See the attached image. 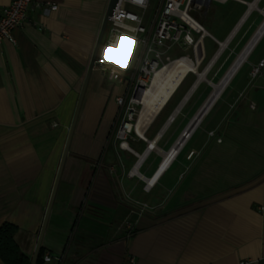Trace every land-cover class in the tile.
I'll return each mask as SVG.
<instances>
[{
  "label": "crops",
  "instance_id": "1",
  "mask_svg": "<svg viewBox=\"0 0 264 264\" xmlns=\"http://www.w3.org/2000/svg\"><path fill=\"white\" fill-rule=\"evenodd\" d=\"M11 1L0 0V15ZM108 2L33 0L28 20L13 32L15 43L0 46V224L18 227L15 240L30 260ZM129 53L124 43L107 56L125 62ZM123 91L93 70L45 253L63 254L64 264H264V101L258 99L264 97V71L254 89L239 91L254 96L252 107L226 108L183 154L214 103L153 185L147 183L160 171L163 154L180 138L162 151L150 175L140 173L142 189L123 169L130 159L123 150L111 155L93 185ZM173 122L160 129L158 141Z\"/></svg>",
  "mask_w": 264,
  "mask_h": 264
},
{
  "label": "built area",
  "instance_id": "2",
  "mask_svg": "<svg viewBox=\"0 0 264 264\" xmlns=\"http://www.w3.org/2000/svg\"><path fill=\"white\" fill-rule=\"evenodd\" d=\"M213 1L246 4L243 0H118L113 14L108 18L94 69L106 75L110 82L124 88L121 96L116 98L119 114L112 133L113 138L121 141L122 145H127L128 134L132 131L128 127H133L130 124L131 115L138 105L136 100L139 94L149 89L157 76L178 60H186L195 67L190 57L173 59L171 54L177 50H191L198 62L204 52L205 34H208L203 23ZM32 5L33 0H12L1 12L0 46L5 40L15 43L13 32L28 20ZM124 43L130 44V53L125 62L108 58L109 52L118 51ZM263 71L264 59L252 67L249 74L251 80L260 77ZM209 136L214 138L216 135L211 132ZM144 141L147 142L145 138ZM64 260L63 254L44 255V263L64 264Z\"/></svg>",
  "mask_w": 264,
  "mask_h": 264
},
{
  "label": "rangeland",
  "instance_id": "3",
  "mask_svg": "<svg viewBox=\"0 0 264 264\" xmlns=\"http://www.w3.org/2000/svg\"><path fill=\"white\" fill-rule=\"evenodd\" d=\"M243 1L246 4L237 3L234 1H229L226 4H221L215 1L211 3L210 7L207 10V14L203 23V26L209 36H206V39L204 41V52L200 55V58L198 59L199 61H195L191 50H177L171 54L173 59H179L183 56L190 57L196 65V73L198 75H196V73L189 74L188 78L182 84L178 93L174 96L166 111L161 116H157L149 125L143 128V135L147 142L139 138L134 130H132L131 133L128 134L126 143L129 150L122 149V142L116 140L115 138V150H113L112 141L109 142L108 146L105 147L103 153L101 154L100 159L95 163L97 166H95L96 170H94L93 172H97V174L93 185L97 180L99 171H103L105 169V167L109 163L111 155L114 152L115 154H121V151L123 150L129 156V161L127 163H124L123 166L126 175H129L138 160L135 154L143 155V153L147 149L148 142L155 140L157 133L164 126L179 102L183 99V97L191 89V87L198 81V76L208 70L205 81H203L190 96L184 107L181 109L180 113L177 115L175 121L170 125V127L165 131L162 138L158 141V149L167 152L170 149V146L173 145L181 137L183 132L188 127L189 123L201 109L202 105L205 104V102L211 96L214 86L219 85L220 82L224 79L228 71L233 67L238 56L246 48L250 39L264 21V0H260L257 8L250 14L235 37L228 43L222 54L213 63L214 65L209 68L212 60L220 49L219 43H223L227 39L238 22L245 15L244 13L247 10V4L255 2V0ZM263 56L264 36L262 37L256 48L250 53L246 62L242 64L240 70L236 73L228 86L223 90L222 94L210 110L211 112L215 108L212 114L208 118L205 117L202 123L196 129L198 130L200 128L198 130L196 138L185 147L183 154L188 153L193 147H195L197 141L204 135V132L209 128L210 125L220 119L226 108H235L239 104H246L250 105L251 107L253 106L252 103L254 100V96L250 95L245 98V92L239 95V91L241 92L242 90L245 91L251 88L254 89L257 78L255 80H251L249 74L253 65L257 64L259 59ZM100 75L104 81V84H107L109 86L115 85L114 82H110L107 79L106 75L101 72ZM258 99L260 101H264V97H258ZM141 111L142 106L140 104L136 105L135 111L131 115L132 121L130 122V124H132L133 126L137 124ZM145 159L146 160L140 167L139 172L141 174L144 173L150 175L157 168L159 160L162 159V155L160 152L154 151ZM131 179H133L134 182L138 184L139 188L142 189L145 186L143 184V181L138 177H132ZM61 192L62 185H60V188L57 192L56 201L52 210V216L46 230V236L49 234V229L51 228V220L56 214L60 205ZM78 215H80V212ZM75 228L77 229V227L73 228V231L70 234V238L75 233Z\"/></svg>",
  "mask_w": 264,
  "mask_h": 264
},
{
  "label": "bare ground",
  "instance_id": "4",
  "mask_svg": "<svg viewBox=\"0 0 264 264\" xmlns=\"http://www.w3.org/2000/svg\"><path fill=\"white\" fill-rule=\"evenodd\" d=\"M259 1L260 0H255V2L247 4V10L244 13L245 15L238 22V24L234 28L231 36L229 38H227L223 43L222 42L220 43V46H219L220 49L217 52V54L215 55L216 59L212 60V63H211L209 68H211V66L214 65L213 63L222 54L223 50L226 48L228 43L235 37V35L238 33V31L240 30V28L242 27L244 22L247 20V18L250 16V14L257 8ZM205 36H208V34H205ZM263 36H264V21L258 27L255 34L252 36V38L250 39L246 48L238 56L233 67L228 71V73L226 74L224 79L220 82L219 85L214 86L211 96L208 98V100L205 102V104L201 108L202 111H201L200 115L197 117V119H195V117L197 116L196 115L194 117L195 120L193 119L191 121V123L192 122L193 123L190 127V130L193 129V127H195V128L197 127L199 122L207 114V112L212 107V105L218 100V98L222 94L223 90L228 86L230 81L233 79V77L236 75L238 70L241 68L242 64L246 62L250 53L256 48V46L259 44V42ZM195 67H196V65H195ZM195 67L193 68L191 65H189L186 60H178L168 70L160 73L157 76V78L154 80L152 86L149 89H146L139 94L136 101L138 104H140L142 106V111L140 113L137 124H135V126H133L132 128L128 127V130H134V132L136 133V135L138 137L139 136L142 137L143 136V128H145L147 125H149L153 121V119L158 115V113L167 104L168 100L171 98V96L174 94V92L177 90V88H179V86L182 84V81L184 80V78L186 76H188V74L190 72L195 71ZM207 71L208 70H206L203 74L198 76V81L194 84L195 88L199 83L205 81ZM195 73H196V71H195ZM196 75H198V74L196 73ZM195 88L193 89V91L195 90ZM186 101L187 100L183 101V103L180 105V107L183 106V104ZM178 112H179V110H177L176 113L173 114L172 119L169 121L170 123L173 122L174 117L176 116V114ZM203 113H205V114L201 118ZM156 142H153V141L149 142L148 146L150 145V147L147 146L148 151L143 153V155H137V159H138L137 161L138 162L135 165V167L133 168V170L131 171L130 177L135 176V177H139V178L143 179V176L140 174L139 170H140V167L143 164L145 158H147L146 155L147 154L149 155L151 152H154V151H158V152L162 153V151L157 148ZM181 143H182V141H181ZM180 144L177 146L175 145V147L172 148L166 154L162 153L164 155V160H163L161 167L159 169L160 171L157 173L155 178L153 177L152 179H150V181L147 183L148 185H153L155 183V181L157 180V177L159 176V174L163 171V169L166 168L168 166V164L174 159V156L177 153V149L179 148ZM121 147H122V149L129 150V148L127 147L126 144H123ZM169 154H170V156H169Z\"/></svg>",
  "mask_w": 264,
  "mask_h": 264
},
{
  "label": "water",
  "instance_id": "5",
  "mask_svg": "<svg viewBox=\"0 0 264 264\" xmlns=\"http://www.w3.org/2000/svg\"><path fill=\"white\" fill-rule=\"evenodd\" d=\"M117 2H118V0H109V2H108V6H107V9H106V12H105V15H104L102 26H101V29H100V32H99V35H98V38H97V42H96V45H95L91 60H90V64L88 66L87 74H86L85 79H84V83H83V86H82V89H81V92H80L79 100L77 102L76 110H75L74 117H73V120H72V123H71V127H70L69 135H68V138H67V142H66V145H65V149H64V152H63V155H62V159H61V162H60V165H59V168H58V172H57L56 178H55L53 190L51 192L49 203H48V206H47V209H46V212H45L44 220H43V223H42V226H41V229H40V233H39V236H38V240H37V244H36V247H35V251H34V254H33L32 259H31V264H36L37 263L39 253H40V250L42 248L44 236H45V233H46V229H47L49 218H50V215H51V212H52L53 204H54V201H55V198H56L58 187H59V184H60V181H61V177H62L63 169H64V166H65V162H66V159H67V157L69 155L70 144H71L72 137H73V134H74V130H75V127H76V123H77V120H78L80 109L82 107V103H83V100H84L86 89L88 87V83H89L91 74H92V72H93V70L95 68V61H96L97 55H98V53L100 51V48H101L102 39H103V36H104V32H105V29H106L108 18L113 14V11H114V9H115V7L117 5ZM215 59H216V56L214 57L213 60H215ZM194 88H195V85H193V87H191V89L189 90L187 96L184 98L183 101L188 100V97L191 95V93H192ZM201 111H202V109L199 111V113L197 114L195 119H197V117L200 115ZM204 114L205 113L202 114L201 118L204 116ZM172 116H173V114L170 116V118L168 119L166 124L169 123V121L172 119ZM192 123L186 128L185 132L183 133V135L180 137L179 141L177 142L176 146L179 145L181 143V141H182V143L180 144L179 148L177 149V152L180 151L181 145L183 143H185L187 138L194 132V130H195L194 128L195 127H193V129L190 130V127H191ZM160 136H161V132L157 135V137L155 138V140H153V142H156L159 139ZM139 138L144 140V135L142 137L139 136ZM148 147H150V145ZM147 151H148V149L145 150V152H147ZM169 156H170V154H169ZM137 162H136V164H137ZM144 180L147 182V179H144Z\"/></svg>",
  "mask_w": 264,
  "mask_h": 264
},
{
  "label": "trees",
  "instance_id": "6",
  "mask_svg": "<svg viewBox=\"0 0 264 264\" xmlns=\"http://www.w3.org/2000/svg\"><path fill=\"white\" fill-rule=\"evenodd\" d=\"M188 76L184 79L182 84L186 81ZM175 94L171 96L167 104L163 107V109L159 113L158 117L161 116L166 111L171 101L173 100ZM113 140L114 138L112 136L111 141ZM17 233H18L17 226L10 223L0 224V260L4 264H31L30 258L27 257L21 251L19 245L15 240ZM44 255H45V249L42 247L36 264H44Z\"/></svg>",
  "mask_w": 264,
  "mask_h": 264
}]
</instances>
